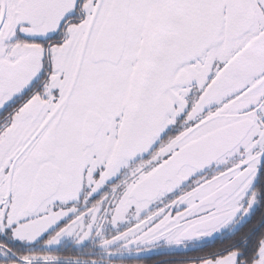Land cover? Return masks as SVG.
Wrapping results in <instances>:
<instances>
[{
    "label": "snow or ice",
    "instance_id": "obj_1",
    "mask_svg": "<svg viewBox=\"0 0 264 264\" xmlns=\"http://www.w3.org/2000/svg\"><path fill=\"white\" fill-rule=\"evenodd\" d=\"M160 253L264 264V0H0V264Z\"/></svg>",
    "mask_w": 264,
    "mask_h": 264
},
{
    "label": "flooded vegetation",
    "instance_id": "obj_2",
    "mask_svg": "<svg viewBox=\"0 0 264 264\" xmlns=\"http://www.w3.org/2000/svg\"><path fill=\"white\" fill-rule=\"evenodd\" d=\"M179 258V256L168 253L153 254V256L148 259L145 264H163V262L165 261L175 260Z\"/></svg>",
    "mask_w": 264,
    "mask_h": 264
}]
</instances>
